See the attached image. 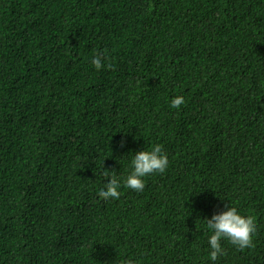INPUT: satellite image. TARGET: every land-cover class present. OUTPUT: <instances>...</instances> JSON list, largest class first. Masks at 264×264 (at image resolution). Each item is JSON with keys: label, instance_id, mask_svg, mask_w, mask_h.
I'll return each instance as SVG.
<instances>
[{"label": "trees", "instance_id": "trees-1", "mask_svg": "<svg viewBox=\"0 0 264 264\" xmlns=\"http://www.w3.org/2000/svg\"><path fill=\"white\" fill-rule=\"evenodd\" d=\"M154 144L164 173L99 195ZM225 205L253 246L213 262ZM128 260L264 264V0H0V264Z\"/></svg>", "mask_w": 264, "mask_h": 264}, {"label": "clouds", "instance_id": "clouds-1", "mask_svg": "<svg viewBox=\"0 0 264 264\" xmlns=\"http://www.w3.org/2000/svg\"><path fill=\"white\" fill-rule=\"evenodd\" d=\"M104 54L92 57L91 64L96 70L105 66ZM184 103L181 96L170 99L172 108H180ZM168 157L162 146L154 144L147 149L134 152L131 155L128 174L121 180L112 175L99 188V195L105 199H118L121 187L135 191H142L145 187V177L153 173H164L168 167ZM208 235L209 259L213 262L223 254L222 240L229 241L232 245L243 250L253 246V234L256 231L255 219L251 215L241 214L236 207L225 205L224 210L215 212L210 218L205 219ZM126 264H138L136 260H128Z\"/></svg>", "mask_w": 264, "mask_h": 264}]
</instances>
